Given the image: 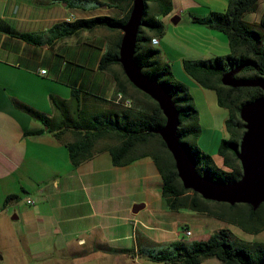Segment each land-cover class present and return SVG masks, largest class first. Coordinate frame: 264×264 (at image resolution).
<instances>
[{
    "label": "crops",
    "instance_id": "obj_1",
    "mask_svg": "<svg viewBox=\"0 0 264 264\" xmlns=\"http://www.w3.org/2000/svg\"><path fill=\"white\" fill-rule=\"evenodd\" d=\"M183 1L184 6L192 3ZM218 1L216 9L227 8L229 0ZM148 2L156 16L161 11L159 5ZM96 3H81L73 9L70 0H0V219H16L11 235L37 257L57 252L68 256L95 254L116 264H124L126 256L131 262L141 256L151 260V247L184 240V228L192 235V220L208 223V218H220L169 208L162 196L161 174L149 155L114 164L104 149L72 164L64 144L72 138L71 132L55 137L28 110H37L56 123L59 111L52 96L69 100L71 85L81 89L80 96L91 110L101 109L105 106L101 100L118 91L116 78L123 79L122 68L113 63L100 69L98 64L119 30L97 26L64 37L50 30L71 13L75 19L96 14L122 17L127 12L126 2L116 9L99 0ZM180 11L183 7L174 11L178 21ZM263 12L264 7L250 22L259 20ZM22 33H33L38 41H29ZM191 54L195 58L223 55L219 51ZM40 68L47 71L41 73ZM181 78L193 82L183 71ZM39 128L42 131L26 133ZM221 138L220 134L214 136L210 153L224 166L217 152ZM29 197L32 203L27 202ZM135 203H142L136 211ZM126 248L129 251H124Z\"/></svg>",
    "mask_w": 264,
    "mask_h": 264
},
{
    "label": "trees",
    "instance_id": "obj_2",
    "mask_svg": "<svg viewBox=\"0 0 264 264\" xmlns=\"http://www.w3.org/2000/svg\"><path fill=\"white\" fill-rule=\"evenodd\" d=\"M123 1L127 4V12L122 17L111 14L77 17L72 21L61 20L50 30L60 37L97 26L119 30L116 41L101 55L98 67L107 69L113 63L121 66L118 56L123 30L120 26L126 22L132 6V0ZM152 1L159 5L161 11H167L169 0ZM258 1L229 0L224 10H212L209 15L203 17L195 16V20L225 33L229 52L210 58L182 61L185 72L203 87L213 88L219 102L228 107L229 114L225 119V126L229 129L230 136L222 137L218 144L217 152L222 156L224 165L220 166L212 155L202 150L195 141L201 128L196 121L192 96L181 81L173 79L170 65L159 59V49L150 43L153 35L162 34L164 25L151 13L152 7L148 0H144L134 58L144 73L163 83L172 95L179 111V138L193 155L197 171L213 179L229 181L241 175L236 151L244 130V122L239 116V108L243 102L262 94L259 86H229L221 82V74L235 66H241L236 73L238 76L264 78V12L257 24L243 18L245 12L256 10ZM22 37L29 41H38L33 33H22ZM121 71L123 79L116 78V88L132 100L129 107L103 98L101 101L105 106L91 110L85 103V98L82 100L80 96L81 89L71 85L69 100L52 96V101L59 111V120L56 123L55 119L50 121L37 110H28L41 119L55 137L62 138L65 131L71 132L72 138L64 140V144L72 164L77 165L104 149L110 152L114 164H126L140 156L149 155L161 174L162 196L169 208H190L205 212L235 223L247 232L264 229V202L253 209L248 203L230 204L206 199L198 192L183 186L171 153L159 133L155 132V129L165 123V115L158 103L137 88L123 69ZM40 131L42 128L30 129L26 133ZM231 235L228 228L221 227L207 237L191 242L171 241L155 252L148 250V255L153 260L173 264H198L209 256L217 257L222 264H264V241L233 239ZM124 251L129 250L126 248Z\"/></svg>",
    "mask_w": 264,
    "mask_h": 264
},
{
    "label": "rangeland",
    "instance_id": "obj_3",
    "mask_svg": "<svg viewBox=\"0 0 264 264\" xmlns=\"http://www.w3.org/2000/svg\"><path fill=\"white\" fill-rule=\"evenodd\" d=\"M99 1L104 4L106 3L107 8L112 7L113 9L121 8L120 4L124 3L123 0ZM70 2L72 3L71 7H73V9L77 8L76 5L85 2H94L97 4V0H70ZM218 2V0H192V3L184 6L185 2L183 0H169L167 11L157 12L155 16L164 25L161 34H165L164 39L159 42L161 35H157L153 36L150 40L151 43L152 39H154L152 45L159 49V59L170 65L173 79L181 81L192 96V102L196 108V121L201 128L200 132L195 137V141L202 150L208 153L214 148V136L218 134L222 137L230 136L229 129L225 126V119L229 114L228 107L219 102L217 93L213 88L203 87L192 78L191 80L193 82L186 80L183 81L181 78V72L183 71L185 75H188L182 65L183 59H199L191 56V53H195V51H198L201 54H205L207 51H219L221 54L229 52L225 33L215 30L208 26L207 23L199 22L194 19L195 16H207L212 10L221 11L215 8V6L218 5ZM179 7H183V11L179 12L181 18L178 22L174 23L170 21V19L175 14L174 11ZM263 7L264 0H261L258 9L254 12H245L243 18L250 21L257 12H261ZM166 21H168V26H166ZM258 21L259 20H252L251 22L257 24ZM170 41L174 43L175 47L170 46ZM97 51L98 48H95L94 52L96 53ZM189 137L191 138V136ZM184 210L194 214H198L199 212L190 208H185ZM207 220L208 223L204 220H198V222L192 220L191 226L194 232L192 235L184 234L183 239L186 242H191L195 239L209 235L213 231L212 227L218 228L220 226L228 228L233 239L264 241V229L258 232H247L237 224L229 222L226 219L212 220L208 218ZM16 224V219L8 218L6 221L0 219V264H116L112 259L98 257L95 254L91 256L87 254L68 256L64 253L58 254L57 252H54L51 255L44 257L34 256L21 240H17L16 237L11 235L12 233H10V231L12 227L16 226ZM160 247L162 246L151 247L148 250L155 252ZM165 251L167 253V250ZM125 260L124 264H173L165 263L160 260H149L145 256H141V258H137V260L133 258L134 262H131L132 258H130V256H126ZM198 264L222 263L217 257L209 256L205 257Z\"/></svg>",
    "mask_w": 264,
    "mask_h": 264
},
{
    "label": "water",
    "instance_id": "obj_4",
    "mask_svg": "<svg viewBox=\"0 0 264 264\" xmlns=\"http://www.w3.org/2000/svg\"><path fill=\"white\" fill-rule=\"evenodd\" d=\"M143 12L144 0H132L129 16L120 26L123 33L118 60L128 79L153 98L165 115V123L155 129V132L159 133L171 153L183 186L198 192L206 199L230 204L248 203L253 209L257 208L264 202V78L236 76L241 66L232 67L221 74V82L224 85L259 86L262 94L243 102L239 108V116L244 122V130L236 151L241 175L236 179L223 181L198 172L193 155L177 133L179 111L172 95L163 83L144 73L134 58ZM178 19L177 14L171 17L173 22ZM140 206L142 203H135L133 209L136 211Z\"/></svg>",
    "mask_w": 264,
    "mask_h": 264
},
{
    "label": "built area",
    "instance_id": "obj_5",
    "mask_svg": "<svg viewBox=\"0 0 264 264\" xmlns=\"http://www.w3.org/2000/svg\"><path fill=\"white\" fill-rule=\"evenodd\" d=\"M73 19H74V14L71 13L70 15L66 16L64 20L71 21ZM46 71H47L46 68H40L41 73H45ZM109 99L112 102L117 103V104L124 106V107H129L132 104V100L129 99L128 97H126V95L123 92H121L120 90L116 91L113 96L109 97ZM26 200L28 203L33 202V199L30 197L27 198ZM184 234H186V235L191 234V230L189 228H184Z\"/></svg>",
    "mask_w": 264,
    "mask_h": 264
},
{
    "label": "flooded vegetation",
    "instance_id": "obj_6",
    "mask_svg": "<svg viewBox=\"0 0 264 264\" xmlns=\"http://www.w3.org/2000/svg\"><path fill=\"white\" fill-rule=\"evenodd\" d=\"M236 76H238L237 74H235Z\"/></svg>",
    "mask_w": 264,
    "mask_h": 264
}]
</instances>
